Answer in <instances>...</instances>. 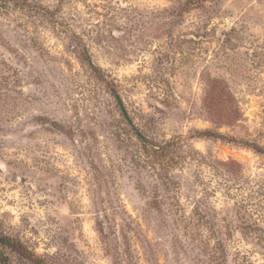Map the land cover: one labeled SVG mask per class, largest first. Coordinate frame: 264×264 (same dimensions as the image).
Here are the masks:
<instances>
[{"label":"rangeland","instance_id":"374dc122","mask_svg":"<svg viewBox=\"0 0 264 264\" xmlns=\"http://www.w3.org/2000/svg\"><path fill=\"white\" fill-rule=\"evenodd\" d=\"M0 233L52 264H264V0H0Z\"/></svg>","mask_w":264,"mask_h":264},{"label":"trees","instance_id":"16d2710c","mask_svg":"<svg viewBox=\"0 0 264 264\" xmlns=\"http://www.w3.org/2000/svg\"><path fill=\"white\" fill-rule=\"evenodd\" d=\"M82 55L84 58L90 61L89 54L87 50L84 48L82 50ZM199 133V132H198ZM199 134L212 136L221 140H226L228 142H236L241 143L245 146L252 147L254 150L259 151V148L256 145H249L248 143L242 141H236L231 137H227L221 133L211 132V131H203ZM0 264H52L47 262L43 257L37 255L34 251L24 245L21 241L0 233Z\"/></svg>","mask_w":264,"mask_h":264},{"label":"water","instance_id":"95a60500","mask_svg":"<svg viewBox=\"0 0 264 264\" xmlns=\"http://www.w3.org/2000/svg\"><path fill=\"white\" fill-rule=\"evenodd\" d=\"M117 101H118V103H119V106H120V109H121L122 113H123L124 115H126V111H125V108H124V106H123V103L121 102V100H120L119 98H117Z\"/></svg>","mask_w":264,"mask_h":264}]
</instances>
